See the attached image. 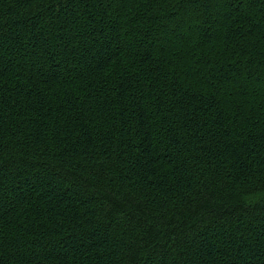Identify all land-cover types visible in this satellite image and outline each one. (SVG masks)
<instances>
[{"label":"trees","instance_id":"16d2710c","mask_svg":"<svg viewBox=\"0 0 264 264\" xmlns=\"http://www.w3.org/2000/svg\"><path fill=\"white\" fill-rule=\"evenodd\" d=\"M0 264H264V0H0Z\"/></svg>","mask_w":264,"mask_h":264}]
</instances>
